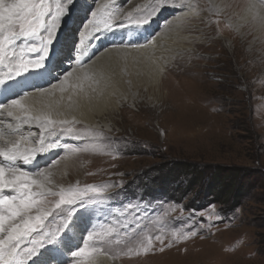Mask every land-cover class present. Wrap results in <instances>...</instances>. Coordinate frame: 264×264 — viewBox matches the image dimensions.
<instances>
[{
  "label": "rangeland",
  "instance_id": "1",
  "mask_svg": "<svg viewBox=\"0 0 264 264\" xmlns=\"http://www.w3.org/2000/svg\"><path fill=\"white\" fill-rule=\"evenodd\" d=\"M225 1L226 8L215 7L212 0H200V3L197 0H110L106 3L109 9L99 18L100 24L111 23L113 17H119L129 21L120 26L123 30L124 26H136L145 16L151 17L149 23L134 28L140 29L146 38L142 45L165 32L172 34L177 21L182 29L176 33L175 47L166 50L160 45L162 54L157 59L165 70L174 66L176 59H190L191 54L197 64L195 71L185 76L184 92L180 95L175 88L172 94L177 97H172L171 101L162 104L161 100L137 96L129 102L123 101L124 114L120 112L103 119L108 128L100 126L93 130L69 121L55 125L51 130L55 135L50 134V130L45 134L43 146L57 145L55 149L37 153V157L53 154L51 162L40 168L45 175L52 172L60 160L69 161L64 170L53 176L49 185L53 192L89 185L104 187L102 196L90 193L85 200L106 202L114 211V216L105 224L95 222L100 212H75L84 207L82 201L74 206H62L67 207L66 210H54L45 220L36 240L43 239L46 233L49 236L45 240L50 239L51 233L61 227L63 231L58 236L64 239L67 226L74 220L81 221L82 238L79 243H73L66 254L71 259L70 264L71 253L80 247L85 249L81 262L106 256L118 264H264V188L253 190L232 210L214 203L193 206L186 200L192 198L196 190L198 194L205 193L203 183L219 167L255 170L254 177L264 187V0ZM251 1H256L260 9L243 23L242 17H236V10H246ZM104 4V0H75L74 5L68 6L67 23L57 30L54 43L49 47L56 55L57 68L64 65L65 58L73 59L84 25L91 13ZM43 36L46 33L38 36L40 42ZM115 38L113 34L108 43L114 44ZM146 60L139 55L133 57L130 64L144 68ZM114 64L113 67L123 73L129 70L125 58L115 59ZM102 69H93L99 80ZM90 74L91 71L88 72L91 77ZM191 104L209 115L206 125L196 124L192 132L171 131L169 126L163 128L165 122L174 124L173 113L184 112L182 106L186 109ZM119 108L116 106V110ZM200 127L204 128L200 130ZM68 128L73 130L68 132ZM181 165L197 169L195 174L207 167L204 182L185 189L189 187L193 171L175 174L173 168ZM176 187L186 191L185 198L176 194ZM47 199L55 202L58 196ZM97 208L102 211L105 207L97 205ZM69 213V223L62 226ZM101 214L106 216L105 212ZM89 234L91 240L87 239ZM159 244L161 249L157 252ZM31 246L25 241L16 250L11 264L34 262L33 257L29 261L27 257ZM53 246L45 242L38 252ZM44 252L53 264L67 262L66 255H54L58 252L57 246L53 251Z\"/></svg>",
  "mask_w": 264,
  "mask_h": 264
},
{
  "label": "bare ground",
  "instance_id": "2",
  "mask_svg": "<svg viewBox=\"0 0 264 264\" xmlns=\"http://www.w3.org/2000/svg\"><path fill=\"white\" fill-rule=\"evenodd\" d=\"M197 1L200 3V0ZM104 2L106 4L109 3L110 0H104ZM212 3L215 5V7L226 8L225 0H212ZM258 9H260L259 4H257L256 1H251L249 7L246 10H236V17H242L244 23L246 21H249V19L252 17L253 12ZM174 23H176V25L171 30L172 34L165 32V34H160L156 40L151 39L149 43H146V41V44L144 43V45L142 44L146 40L145 36H143V38L135 37L138 31H141L140 29H134L137 28V26H124L125 28L123 30L120 29L122 30L119 32L121 36L120 34L116 36L117 38H115L114 44L108 43V40L113 34H118V32H114V30L110 32L101 31L95 34L94 39L90 42V47L88 49V58L86 60L84 59V62L81 65L75 64V57L78 54V47H76V53L73 59H70V56L68 58H65L64 65L61 64L59 68L55 66L56 59H54L53 71L50 72V74L47 76V85L40 86L31 84L30 88L26 92H20L21 94L16 93L12 95L9 100L1 105H6L9 101L18 98L20 99L21 106L23 108H38L41 111H51V118L54 121L66 120L68 122H76L84 125L89 129L94 130L99 129L100 126L108 128L106 123L103 122V119L107 116H117L118 114H120V112L122 115V113L126 111V104L125 102H123L124 100L129 102L135 97L140 96L142 99L146 100H161L162 104L166 103L167 101H171L173 100L172 97H177L172 94V92L174 93L175 88L179 90L178 94H180V92H184L182 91V85L185 82V76L187 73L191 74L192 72H194L197 64L196 59L193 58L192 54L189 56L190 59H176L174 61V66H170L166 68V70L164 69L161 62L158 61V56L162 54L160 45H164L166 50L175 47V40L178 36V32L181 31V27H178L177 21H175ZM151 29V33H153V26H151ZM141 34H143L142 31ZM96 38L100 39L97 43H95L94 41ZM106 38L108 40H105ZM179 48L182 49L183 47H181L180 45ZM11 52H14V50H11ZM139 55L145 56L147 59L146 66L144 68H142L140 65L134 68V65L130 64V62H132L131 59ZM117 58H125L126 63H129L127 65V69L129 70H125V72L123 73L118 67H113L115 65V59ZM93 69H97L99 71H101L102 69L103 74L100 75V80L98 79V74L94 72ZM69 71H73V75L71 77H68L67 81H65L64 86L66 88V91L61 92L58 88L53 89L52 85H58L61 81H64L65 76H67V72ZM90 71L92 72V74H90L91 77L88 76V72ZM77 77H79V79ZM42 89L44 91H41ZM81 91H83L85 95L94 96V103L89 106L73 105L72 107H69V105L71 104L70 97H76ZM183 98L186 99V96H183ZM194 101L196 102V98ZM118 105L120 108L116 110V106ZM120 109H122V111ZM181 109L185 111L183 112L181 110L180 113H173V116L171 115V117H173V119L175 120L174 124L172 125L171 123L168 124V122H165L163 128H168L169 126V129L171 131L175 130L185 132L186 130H188L189 132H192L194 130L192 128H194L196 124L203 123V125H206L207 120H209L210 118L208 117V114H206L202 110H199V108H196L192 104L189 105V107L187 106L186 109L182 106ZM9 110L13 111L15 114H21V110L17 108H0V147L5 146L6 141L16 140L18 138H20V148L22 151L25 148L38 147L39 145L36 144V141L41 139V135L45 137V134L48 130H45L42 133L41 129L35 123H33L32 125H25L24 123H22V114L21 120H17L15 118V115L11 117L8 116ZM182 120L186 123H182ZM56 125H60V123H56ZM203 128L204 127H200V130ZM17 130L18 132H16ZM209 133L211 132L209 131ZM23 137H27V140L25 141L24 139H22ZM85 145L86 144H83L82 147H84ZM0 163L7 162L3 161L2 158H0ZM20 164L23 165V162L18 161L17 166L20 167ZM68 164L69 161L67 159H65L64 161L62 159L57 162L58 166L56 165L54 166V169H51L52 172L49 171L46 174H50L49 179L51 183L49 185H52L53 176L58 174V171L64 170L68 166ZM40 168L42 167H39V170H41ZM26 171L30 172V170L27 168ZM50 188L52 189V186ZM5 194L14 195L15 193H11L9 192V190H4V192H1L0 197ZM78 219H80V217H78ZM83 233L84 228L81 227L80 220H74L73 222H71L66 228V237L62 239L63 243L60 244V246H57L58 252H55L54 255L58 257L62 256L61 253L63 255L68 254L71 245L73 243H79ZM157 246L159 247L156 249V251L159 252L161 249V245L159 244ZM162 252L164 251H161L160 253ZM66 256L67 262L65 264H70L71 259L68 255ZM92 261H95L96 264H118V261L112 260L111 258L106 256H99L89 261H82L81 264H90V262ZM161 261L164 260H160V262ZM51 262L52 261L49 260L46 252L43 251V254H41L33 264H53V262Z\"/></svg>",
  "mask_w": 264,
  "mask_h": 264
},
{
  "label": "snow or ice",
  "instance_id": "3",
  "mask_svg": "<svg viewBox=\"0 0 264 264\" xmlns=\"http://www.w3.org/2000/svg\"><path fill=\"white\" fill-rule=\"evenodd\" d=\"M72 0H62L56 5L55 12H51L45 5L44 0H0V63H3L5 55L8 51L14 49L17 42L22 39H34L46 32V36L40 42L39 47H30L29 52H38V58L32 60H24L14 71L7 74V80L18 77L29 71V65L33 69L42 67L43 60L49 54V47L59 28L61 19L67 14L68 6ZM109 9L108 4L100 5L91 13V18L84 25L79 36L78 54L75 57V64L81 65L84 62V56L88 55L90 42L94 39L95 34L102 30L112 29L119 21L124 25L119 17H113L112 22H105L101 28L99 17L104 11ZM51 17L50 20H45L46 17ZM151 17L145 16L136 26H143L150 22ZM18 29V30H17ZM119 47V46H117ZM97 56V55H96ZM95 56V57H96ZM95 59V58H93ZM73 75V71L67 72L64 81L58 85H52L53 89H59L65 92V81ZM79 79V77H77ZM5 83L4 79H0V85ZM41 91H44L43 89ZM71 104L89 106L94 103L95 97L85 95L83 91L78 93L76 97H70ZM17 108L21 110L23 115L22 123L32 125L35 123L43 133L45 130H50V134L55 135L54 129L56 123L65 124L66 120L54 121L51 118V111H41L40 109L23 108L20 99L9 101L6 105H0V108ZM21 114H15L13 111H8V116H14L17 120H21ZM73 129L68 128L71 132ZM25 141L27 137H23ZM44 137L36 141L39 147L25 148L23 151L20 148V138L16 140H8L5 146L0 147V158L7 163H0V192L9 190L13 194H5L0 197V264H11L10 259L6 256L15 254L16 250L21 248V245L28 241L32 244L27 249L28 261L34 257L38 250L43 247L44 243H52L55 241L59 232L63 231V227L56 232L51 233V238L45 240L49 233L44 234L43 239L36 240L35 236L41 234L43 224L53 211L62 208V206H74L78 202L88 201L85 197L89 194L102 196L104 187H93L89 185L86 188L70 187L61 189L59 192H53L48 186L51 181L49 175H45L44 171L39 170L35 173L23 171L17 166V162L30 164L36 157L37 153L47 152L49 149H55V143H49L47 147L43 146ZM107 187V186H106ZM49 196H58L55 202L49 201ZM89 202V201H88ZM71 218L69 213L68 219H65L62 226H67ZM88 240L92 239L89 234ZM159 240V237H156ZM151 246V241L149 242ZM147 250V249H146ZM95 251V249H93ZM85 254V249L80 247L78 250L71 253L72 264H81L80 258ZM19 264V262H17ZM90 264H96L95 261Z\"/></svg>",
  "mask_w": 264,
  "mask_h": 264
},
{
  "label": "trees",
  "instance_id": "4",
  "mask_svg": "<svg viewBox=\"0 0 264 264\" xmlns=\"http://www.w3.org/2000/svg\"><path fill=\"white\" fill-rule=\"evenodd\" d=\"M173 168L175 174H182L184 171L190 174V171H193L190 175V183L188 184L187 190L191 189L193 184L201 181V184L205 180V173L208 172L205 170L207 167L198 170V173L195 174L194 171L197 169H191L189 165H186L185 168ZM167 168V166H166ZM172 168V166L170 167ZM171 170V169H170ZM173 172V171H172ZM256 174L255 170H237L231 168H218L210 174V179L207 178L205 185V193L198 194L197 190L192 198L186 199L188 204L193 206H199L204 203H214L222 206H227L229 209H235L240 206L241 201L253 190L264 188L261 185L260 180L254 177ZM232 181V182H231ZM226 182V183H223ZM176 194H181L182 198H185V190L181 191V188L176 187ZM160 190V189H158Z\"/></svg>",
  "mask_w": 264,
  "mask_h": 264
}]
</instances>
